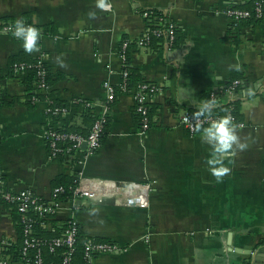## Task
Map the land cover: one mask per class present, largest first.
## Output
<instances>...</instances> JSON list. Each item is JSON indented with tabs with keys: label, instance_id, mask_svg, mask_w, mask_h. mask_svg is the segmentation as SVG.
I'll list each match as a JSON object with an SVG mask.
<instances>
[{
	"label": "crops",
	"instance_id": "1",
	"mask_svg": "<svg viewBox=\"0 0 264 264\" xmlns=\"http://www.w3.org/2000/svg\"><path fill=\"white\" fill-rule=\"evenodd\" d=\"M252 1L0 0L3 187L31 189L48 200L56 182L82 172L123 188L154 182L147 210L114 198L57 207L48 225L52 231L74 216L86 236L125 248L99 255L93 264H264V23L234 25L225 14ZM136 7L166 13L183 38L172 50L133 45L124 66L123 40H137L147 27ZM19 17L42 29L38 51L27 52L19 38L3 30ZM19 57H41L48 69L47 88L36 84L32 103L25 77L11 73ZM126 67L158 88L149 102L155 108L152 125L144 133L133 92L119 91ZM234 71L246 81L237 120L243 126L236 131L247 148L226 153L228 171L218 177L210 171L216 167L208 162L211 146L201 131L190 134L180 119L199 111L209 92L224 89ZM106 81L118 94L100 149L87 155L83 148L76 160L51 158L46 131L86 135L107 103ZM50 99L67 107V114H49ZM75 100L92 103V117ZM18 244L12 209L0 205V251ZM10 258L8 264H28Z\"/></svg>",
	"mask_w": 264,
	"mask_h": 264
},
{
	"label": "built area",
	"instance_id": "2",
	"mask_svg": "<svg viewBox=\"0 0 264 264\" xmlns=\"http://www.w3.org/2000/svg\"><path fill=\"white\" fill-rule=\"evenodd\" d=\"M254 6L256 17L263 18V2L261 0H256ZM136 10L140 12L141 16L147 21V27L144 34L137 40H123L120 49V58L124 66L128 65V54L133 45L136 46V48L148 49L151 47L152 37L164 36L166 40L164 48L166 50H172L176 40L177 27L175 23L172 21L167 23L163 18L157 19L156 17H153V10H141V8L138 7H136ZM225 14L234 25L242 20L251 18L253 15L252 11L241 8H228L225 11ZM11 25L12 24H6L3 27V30L6 33L12 34ZM39 31L41 34L42 29L39 28ZM30 68L37 69V75L39 77L37 86L39 90L46 89V76L48 74V69L45 65L44 59L41 57L33 60L31 64L16 63L13 66L12 73L16 77H22L26 70ZM130 73L131 72L127 67L123 70L119 91L122 93L133 92L132 95L135 99V111L141 118V130L144 133L151 128L148 106L150 104L149 102L158 91V88L156 85L147 82L136 84V86L129 88L128 77ZM241 84V80H235L229 88L228 93L232 98L234 92ZM103 88L107 93V103L94 121L88 134L83 135L78 132H67L55 128H50L46 131V143L51 158L66 157L71 160H76V157L83 152L85 144H87V155L94 154L100 149L101 142L105 135V129L109 123L111 105L114 103L118 94L117 90L108 81L104 82ZM215 97L216 96L213 93L212 98L215 99ZM74 103L83 104V107L86 109L94 108V105L87 101L75 100ZM67 111V107H52L48 110L49 114L52 116L65 115L67 114ZM232 118L234 123L243 126V124L237 122L234 117ZM215 119L217 118L200 116L193 117L189 112H185L182 114L180 122L190 134L194 135L201 131L203 127L208 126V124ZM154 185V182L146 181L134 188H123L116 186L115 184L90 178L82 172L78 175L76 184L69 188L70 193L72 194L69 202L76 207L78 206L79 201H85L89 205H95L102 204L106 200L114 198L125 206L147 210L150 208L151 193L154 189ZM66 192L67 190L64 187L53 188L50 199L45 200L31 189L18 192L8 191L7 189H4L3 183L0 180V201L16 206L18 212L22 215L24 224V244L21 258L28 264H45L42 245H46L51 253L56 252L58 249L65 248L66 251L60 264H72L77 234L80 227L79 221L74 216L71 217L67 220V228L63 231L61 237H57L49 243H43L38 241L32 235V220L28 218L29 211L37 213L42 220L43 226L47 228L49 221L55 215L57 207L62 203L58 198ZM3 247L5 248V246ZM124 250V247L111 241L90 239L85 247V259L87 264H93L95 258L99 255L115 254L123 252ZM10 256L11 255H7L6 259L2 260L0 264H8L11 259Z\"/></svg>",
	"mask_w": 264,
	"mask_h": 264
},
{
	"label": "trees",
	"instance_id": "3",
	"mask_svg": "<svg viewBox=\"0 0 264 264\" xmlns=\"http://www.w3.org/2000/svg\"><path fill=\"white\" fill-rule=\"evenodd\" d=\"M255 1L256 0H253L251 2L252 5L250 7L245 8L247 10L252 11V14H253L252 17L245 19V20H242L239 23H241V22L255 23V24L256 23H264V17L263 18H257L255 15V11H254V8H255L254 2ZM261 1L263 2V6H264V0H261ZM152 16L156 17L157 19L163 18L167 23L171 22L168 15L162 11H159V10H153ZM238 24H236V25H238ZM179 33H180V31L178 30V28H176V40L174 42L173 48H176L179 45V43L182 41L183 37H180ZM165 41L166 40H165L164 36L152 37L151 47L154 49L159 48V47H163L165 45ZM32 62H33L32 60H29V59L23 58V57L15 58L11 63V68H10L11 73L13 72V66L16 63H18V64H20V63L31 64ZM48 75L49 74H47V76H46V83L47 84L49 82L48 81L49 80ZM24 77H25L24 81L26 83L27 90L29 91V98H30L31 103H32V98L35 96L33 91L35 89V85L39 81V77L37 75V69L36 68L27 69L26 72L24 73ZM235 80H241L242 84L240 86H238V88L234 92V95L232 98V96L228 93V91H229V88L232 86V84ZM136 83L142 84V83H145V81L141 80L140 75L136 71H131V73L128 77L129 88H132L133 86H135ZM245 84H246V81L244 80V78H242L237 72L234 71L224 89L217 91L215 93L209 92L207 94L208 100L209 101L214 100L216 102V105L212 109L211 112L205 113L204 115H200V117L219 118L220 116L230 114L232 117H234L236 120H238L240 118V111H241L242 101L244 98L242 93L245 89ZM213 93L216 96L215 99L212 98ZM38 97H39V99L42 98L41 96H38ZM50 101L53 102V105H52L53 108L64 107L62 104L57 103L52 99H50ZM86 110L87 111H85V113H84L85 116L86 117H92V113H91L92 109L87 108ZM148 110H149V116H150L151 125H152V112L155 110V108H154V106L149 104ZM198 112L199 111H190L189 113L193 117H198V115H197ZM135 114H136L138 121L140 122V125H141V118H140L139 114H137L136 111H135ZM95 120H92V121H95ZM106 130L108 131V129H105V132H106L105 134H107ZM65 131H67V132H78V133L85 135V133L79 132L77 130L68 129ZM88 133H86V134H88ZM65 179L66 178L60 179L58 182L55 183V185L53 187V188L64 187L67 190V192L65 194L60 195V197L58 198V200L62 203L69 202V200L71 199L72 194L70 193L69 188L71 186H74L76 184V180H77V178H75V179L72 178V179H69L67 181H65ZM2 204L7 208L12 209V213L14 215L15 223H16L17 229H18L19 244L17 246L12 247L10 250L0 251V262L2 260L6 259L7 255H11L12 258L15 261H17L22 256V249H23V244H24V224H23V220H22V215L20 212H18L16 206L9 205L7 203H3V201H0V205H2ZM28 218L30 220H32V225H33L32 235L38 241H41L43 243H49L51 240H53L57 237H61L63 231L67 228V223H66L67 221L65 222L63 228H57L56 227L55 230H53V231L51 229H49L48 227L45 228L43 226L42 220L39 218L38 214L33 212V211L28 212ZM90 239H95L98 241H109V240L101 239V238L88 237L82 232L81 227H79V231L77 234V240H76V244H75V251H74V255H73V259H72V264H87V261L85 259V247H86L88 240H90ZM42 246H43V254H44L45 264H60L66 249L61 248V249H58L56 252L51 253L46 245H42Z\"/></svg>",
	"mask_w": 264,
	"mask_h": 264
},
{
	"label": "clouds",
	"instance_id": "4",
	"mask_svg": "<svg viewBox=\"0 0 264 264\" xmlns=\"http://www.w3.org/2000/svg\"><path fill=\"white\" fill-rule=\"evenodd\" d=\"M11 31L14 37L22 41L27 52L31 53L39 50L38 41L41 34L34 22L28 23L22 17H19L11 25ZM215 105L214 100L204 103L199 108L197 115L211 112ZM237 127L239 125L234 123L232 116L228 114L220 116L201 129V139L209 144L212 149L208 162L210 165L216 166L212 167L210 171L218 177L228 171L223 163L225 154L235 155L237 149L244 150L247 148V143L242 142L237 134Z\"/></svg>",
	"mask_w": 264,
	"mask_h": 264
},
{
	"label": "water",
	"instance_id": "5",
	"mask_svg": "<svg viewBox=\"0 0 264 264\" xmlns=\"http://www.w3.org/2000/svg\"><path fill=\"white\" fill-rule=\"evenodd\" d=\"M84 149H87V144L84 145Z\"/></svg>",
	"mask_w": 264,
	"mask_h": 264
}]
</instances>
